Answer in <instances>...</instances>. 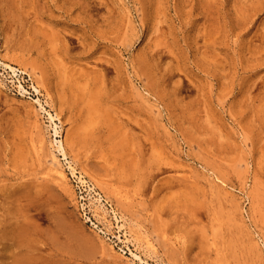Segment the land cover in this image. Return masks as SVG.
I'll list each match as a JSON object with an SVG mask.
<instances>
[{"label": "rangeland", "instance_id": "obj_1", "mask_svg": "<svg viewBox=\"0 0 264 264\" xmlns=\"http://www.w3.org/2000/svg\"><path fill=\"white\" fill-rule=\"evenodd\" d=\"M0 264H264V0H0Z\"/></svg>", "mask_w": 264, "mask_h": 264}, {"label": "bare ground", "instance_id": "obj_2", "mask_svg": "<svg viewBox=\"0 0 264 264\" xmlns=\"http://www.w3.org/2000/svg\"><path fill=\"white\" fill-rule=\"evenodd\" d=\"M4 66H5V64H4ZM6 67H8V68H10L13 72H14V69L12 68V67H10V66H8L7 64H6ZM138 73V72H137ZM36 90V89H35ZM50 118H52V116H50ZM53 132H54V134H55V138L57 137L56 136V134L58 133L57 132V130L55 129V128H53ZM53 144H54V146H55V149H56V151L57 152H59V155H61L62 157V160H65L66 159V153H65V150H64V147H63V144H62V141L61 140H56V139H53ZM67 163H68V161H67ZM69 167V166H68ZM71 170H73V168H71Z\"/></svg>", "mask_w": 264, "mask_h": 264}]
</instances>
